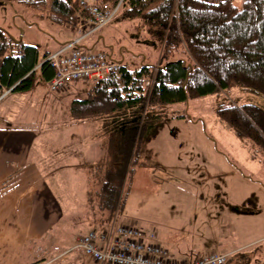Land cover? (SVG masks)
Here are the masks:
<instances>
[{"label":"rangeland","instance_id":"1","mask_svg":"<svg viewBox=\"0 0 264 264\" xmlns=\"http://www.w3.org/2000/svg\"><path fill=\"white\" fill-rule=\"evenodd\" d=\"M50 2L43 8H36L18 0H0V25L17 37L23 35L25 41L37 43L42 50L53 51L55 48L48 44H56V37L72 39L79 34L69 35L70 32L65 31L64 35L63 30L68 26L51 21ZM120 11L117 17L91 36L98 40L95 45L132 68L144 62L157 65L160 52L153 41L157 37L148 32L139 18L125 20L120 17ZM44 86L36 80L35 90L40 88V92L27 93L40 102L31 104L26 97L19 99H27L30 113L25 114V118L31 124H37L44 116H52L55 122H60L59 125L62 120L64 129L55 128L53 133H66L68 143L76 150L70 157L76 159L80 152L81 170L68 173L69 169H65L63 179L66 176L69 181L57 189L64 208L71 205L74 216L81 215V220L69 219L74 224L70 233L74 239L94 227L90 226L94 215L97 214L99 220L113 214L105 209L102 213L99 207L100 199L96 193L101 191L99 173L95 174L94 168L84 169V166L98 162L104 154L111 153L108 146H100V138L96 136L100 128L98 120L69 122L71 101L85 97L90 83L80 82L62 93H49ZM248 100L264 106L259 95L234 87L228 92L193 98L187 104L161 107V120L151 125L144 135L141 153L133 165L135 171L130 173L122 190V205L113 214L117 217L116 223H131L147 232L155 230L158 242L176 258H184L188 247L201 253L214 245L219 248L222 242H216L220 238L226 249L240 250L235 257L229 258L228 264H238L239 257L257 250L264 242V156L254 158V152L233 132L225 129L215 113L220 104ZM40 105L42 107L38 108ZM44 126L51 127V123L47 121ZM71 134L74 135L70 139ZM86 159L90 161L87 164L84 163ZM71 243L68 240L66 246ZM75 244L76 240L67 249ZM64 248H59L46 259L55 257L52 261L59 263L62 259L56 256ZM81 257L92 263L83 253Z\"/></svg>","mask_w":264,"mask_h":264},{"label":"trees","instance_id":"2","mask_svg":"<svg viewBox=\"0 0 264 264\" xmlns=\"http://www.w3.org/2000/svg\"><path fill=\"white\" fill-rule=\"evenodd\" d=\"M18 1L36 8H43L49 2ZM120 1L97 0L96 3L113 8ZM120 9L121 18H139L148 32L157 37L153 38L160 52L157 65L144 62L132 68L98 48L95 45L98 40L89 42L91 36L107 24L96 28L88 11L76 0H51L49 12L53 23L78 30V38L59 43L53 51L43 50L42 56L25 44L23 35L20 40L0 25L2 93L32 91L36 80L44 83L49 93H56L50 88L55 68L47 58L75 40H79L78 47L84 52L99 51L108 60L120 64L119 71L108 77L72 81L67 89L58 92H66L80 82L90 83L85 97L71 101L69 122L98 120L100 123L96 136L100 138V146H108L111 154L99 156L98 162L89 164L86 169L94 168V173H99L101 191L96 192L99 207L102 213L105 209L113 214L122 205L121 193L130 173L135 171L133 165L141 153L144 135L151 125L161 120V107L187 104L193 98L228 92L234 87L255 93L264 100V0H122ZM215 113L223 127L254 152V158L264 156V106L261 103L230 101L217 106ZM93 186L94 182L91 190ZM90 195H93L91 191ZM113 214L99 220L97 214L94 215L92 228L110 230L117 224ZM147 234H153L154 241L159 243L155 230ZM256 249L247 252L248 257H239L238 264H264V242ZM239 251L228 254L226 264ZM192 254L185 257L198 256Z\"/></svg>","mask_w":264,"mask_h":264},{"label":"crops","instance_id":"3","mask_svg":"<svg viewBox=\"0 0 264 264\" xmlns=\"http://www.w3.org/2000/svg\"><path fill=\"white\" fill-rule=\"evenodd\" d=\"M40 23L42 24L41 21ZM63 31L64 35L65 31H69V35L78 34V30L69 26ZM56 38L55 42L58 44L71 40V38ZM75 38L78 36L74 35ZM90 41H93V38H90ZM25 42L29 40L26 39ZM56 44L49 43L48 46L56 48ZM39 50L42 49L39 48ZM40 54L42 56V53ZM32 91L35 94L39 93L40 88L36 90L34 88ZM30 92H0V264L36 262L38 264H84L86 260L81 257L83 253L81 249H75L61 257L62 260H59V263L52 261L55 257L46 259L63 246L66 248L63 249L64 252L72 248L73 246L67 249L74 240L77 242V238L81 235L71 238L70 233L73 231L74 224L70 220L73 218L81 220V215L74 216L71 205L68 207L69 210L64 208L57 189L59 190L64 182L69 181L66 176L63 179L65 169H69L68 173L79 172L83 164L79 163L80 152L76 159L70 157L76 150L68 143L66 133L62 131L54 134L52 131L55 128L60 131L64 129L62 120L59 125L60 122H55L52 116L50 118L44 116L40 122H36L37 124H31L25 118V114L30 113L27 109L28 102L27 99L19 98L26 97L30 99L28 101L31 104L40 102L27 94ZM42 102L44 101L41 100ZM41 107L42 105L38 108ZM55 118L57 119L58 116ZM47 121L51 123V127L44 126ZM50 134L54 135L50 136ZM73 135L71 134L70 139ZM84 139L89 142L87 136ZM89 162L87 159L86 162L84 160L86 164ZM84 169H86L85 166ZM222 237L225 236L222 235ZM68 240L72 243L66 246ZM223 242L222 238L218 239L216 244H220L219 248L214 245L213 248L202 253L192 247H188L185 251H187L186 254L211 252L233 254L239 251V248L226 249ZM62 252L57 254L56 258L64 253ZM92 263L86 262V264Z\"/></svg>","mask_w":264,"mask_h":264},{"label":"built area","instance_id":"4","mask_svg":"<svg viewBox=\"0 0 264 264\" xmlns=\"http://www.w3.org/2000/svg\"><path fill=\"white\" fill-rule=\"evenodd\" d=\"M88 11L90 21L96 28L108 24L120 11L122 0L115 7L100 6L97 0H76ZM217 1V0H212ZM79 40L68 43L47 58L55 68L51 90L61 92L72 81H97L118 72L120 64L110 61L99 51L86 53L78 47ZM75 249H81L95 264H226L227 254L211 252L188 258H176L141 228L129 224H118L110 230L91 229L77 238Z\"/></svg>","mask_w":264,"mask_h":264},{"label":"water","instance_id":"5","mask_svg":"<svg viewBox=\"0 0 264 264\" xmlns=\"http://www.w3.org/2000/svg\"><path fill=\"white\" fill-rule=\"evenodd\" d=\"M22 39V36L20 37V40Z\"/></svg>","mask_w":264,"mask_h":264}]
</instances>
